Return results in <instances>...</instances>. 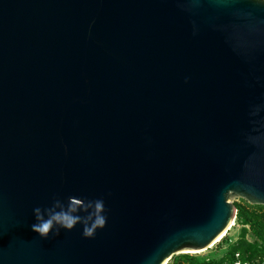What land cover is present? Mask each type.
Returning a JSON list of instances; mask_svg holds the SVG:
<instances>
[{
    "label": "water",
    "instance_id": "water-1",
    "mask_svg": "<svg viewBox=\"0 0 264 264\" xmlns=\"http://www.w3.org/2000/svg\"><path fill=\"white\" fill-rule=\"evenodd\" d=\"M69 197L105 227L33 231ZM238 197L264 205V0H0V264H164Z\"/></svg>",
    "mask_w": 264,
    "mask_h": 264
},
{
    "label": "rangeland",
    "instance_id": "rangeland-1",
    "mask_svg": "<svg viewBox=\"0 0 264 264\" xmlns=\"http://www.w3.org/2000/svg\"><path fill=\"white\" fill-rule=\"evenodd\" d=\"M232 202L236 208L234 226L219 242L201 253L175 254L169 264H264V239L252 226L256 219L264 221V205L239 197Z\"/></svg>",
    "mask_w": 264,
    "mask_h": 264
},
{
    "label": "clouds",
    "instance_id": "clouds-1",
    "mask_svg": "<svg viewBox=\"0 0 264 264\" xmlns=\"http://www.w3.org/2000/svg\"><path fill=\"white\" fill-rule=\"evenodd\" d=\"M81 210L88 214L81 217L77 214ZM33 213L37 223L32 225V229L45 238L54 229L58 235L60 229L72 230L78 223L83 224L82 235L85 238H92L98 229L105 227L107 222L102 199L85 202L79 198L69 197L67 206L56 199L51 207L45 209L36 207Z\"/></svg>",
    "mask_w": 264,
    "mask_h": 264
},
{
    "label": "bare ground",
    "instance_id": "bare-ground-1",
    "mask_svg": "<svg viewBox=\"0 0 264 264\" xmlns=\"http://www.w3.org/2000/svg\"><path fill=\"white\" fill-rule=\"evenodd\" d=\"M235 220V218L232 220V222L230 223V225L227 227V229L225 230V232H223L220 236H218L208 247L207 249L211 248L213 245H215L217 242H219L225 235L226 233L234 226L233 221ZM203 250L201 251H182L178 254H196V253H201Z\"/></svg>",
    "mask_w": 264,
    "mask_h": 264
},
{
    "label": "trees",
    "instance_id": "trees-1",
    "mask_svg": "<svg viewBox=\"0 0 264 264\" xmlns=\"http://www.w3.org/2000/svg\"><path fill=\"white\" fill-rule=\"evenodd\" d=\"M239 212L240 209L238 208V213H237V217L239 216ZM252 226L254 227L255 232L264 239V221H258V219H256L255 223L252 224Z\"/></svg>",
    "mask_w": 264,
    "mask_h": 264
},
{
    "label": "built area",
    "instance_id": "built-area-1",
    "mask_svg": "<svg viewBox=\"0 0 264 264\" xmlns=\"http://www.w3.org/2000/svg\"><path fill=\"white\" fill-rule=\"evenodd\" d=\"M164 264H169V261H166Z\"/></svg>",
    "mask_w": 264,
    "mask_h": 264
},
{
    "label": "snow or ice",
    "instance_id": "snow-or-ice-1",
    "mask_svg": "<svg viewBox=\"0 0 264 264\" xmlns=\"http://www.w3.org/2000/svg\"><path fill=\"white\" fill-rule=\"evenodd\" d=\"M233 223H234V221H233Z\"/></svg>",
    "mask_w": 264,
    "mask_h": 264
}]
</instances>
